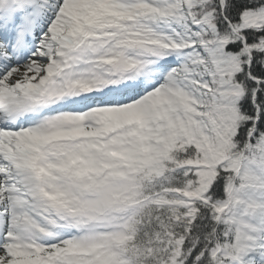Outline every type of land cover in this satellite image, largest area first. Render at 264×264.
Listing matches in <instances>:
<instances>
[{"label":"snow or ice","instance_id":"obj_1","mask_svg":"<svg viewBox=\"0 0 264 264\" xmlns=\"http://www.w3.org/2000/svg\"><path fill=\"white\" fill-rule=\"evenodd\" d=\"M0 264H264V0H0Z\"/></svg>","mask_w":264,"mask_h":264}]
</instances>
